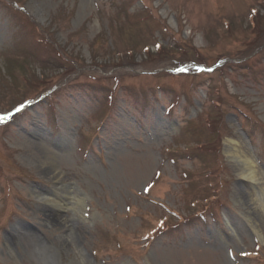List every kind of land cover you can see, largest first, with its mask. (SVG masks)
I'll list each match as a JSON object with an SVG mask.
<instances>
[{
	"label": "rangeland",
	"instance_id": "1",
	"mask_svg": "<svg viewBox=\"0 0 264 264\" xmlns=\"http://www.w3.org/2000/svg\"><path fill=\"white\" fill-rule=\"evenodd\" d=\"M7 114L0 264H264V0H0Z\"/></svg>",
	"mask_w": 264,
	"mask_h": 264
},
{
	"label": "bare ground",
	"instance_id": "2",
	"mask_svg": "<svg viewBox=\"0 0 264 264\" xmlns=\"http://www.w3.org/2000/svg\"><path fill=\"white\" fill-rule=\"evenodd\" d=\"M227 151L229 152V154L232 156V158H236L237 161L240 163V166H238V172H239V176L241 177V179L243 181H247L250 184H254L257 185L259 183V171L256 169L254 162L248 158V156H242L239 151L235 148V146L233 144H228L227 146ZM239 192V193H238ZM237 193L239 194V197H241L244 193V191L240 190ZM261 195V194H260ZM262 197H264V194L262 193L261 195ZM39 199H41L39 197ZM43 201L47 202V203H51L54 207H58L59 209H63L65 202L62 201L59 197L58 200H53L48 198L47 196H43L42 199ZM264 201V199H263ZM64 202V203H63ZM261 203V202H260ZM263 204V202L261 203V205ZM71 209H74V207H72ZM55 218H48V221L52 224H55L54 221ZM71 233L70 236L74 237L76 236V232L74 230L73 225L70 227Z\"/></svg>",
	"mask_w": 264,
	"mask_h": 264
},
{
	"label": "snow or ice",
	"instance_id": "3",
	"mask_svg": "<svg viewBox=\"0 0 264 264\" xmlns=\"http://www.w3.org/2000/svg\"><path fill=\"white\" fill-rule=\"evenodd\" d=\"M21 109H17V111L19 112ZM10 116H4V115H0V121L6 120V119H10Z\"/></svg>",
	"mask_w": 264,
	"mask_h": 264
}]
</instances>
